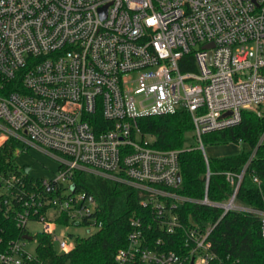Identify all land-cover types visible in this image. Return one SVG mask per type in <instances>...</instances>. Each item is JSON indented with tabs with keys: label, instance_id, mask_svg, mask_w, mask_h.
<instances>
[{
	"label": "built area",
	"instance_id": "2783aa9c",
	"mask_svg": "<svg viewBox=\"0 0 264 264\" xmlns=\"http://www.w3.org/2000/svg\"><path fill=\"white\" fill-rule=\"evenodd\" d=\"M192 61L196 69L182 71ZM246 110L264 111V0H0V146L14 139L15 155L18 145L35 146L60 161L37 192L26 172L0 176V210L24 233L5 244L0 236V264H31L39 232L69 254L101 228L94 199L73 188L75 170L135 187L151 210L131 219L115 264H230L214 250L217 223L186 224L177 209L193 202L255 213L264 234V211L236 204L247 166L226 173L234 186L226 203L210 200V171L203 199L179 195L181 151L152 147L138 121L188 112L208 162L203 136L238 126ZM51 208L56 224L83 234L54 236ZM31 223L44 228L33 234Z\"/></svg>",
	"mask_w": 264,
	"mask_h": 264
},
{
	"label": "trees",
	"instance_id": "16d2710c",
	"mask_svg": "<svg viewBox=\"0 0 264 264\" xmlns=\"http://www.w3.org/2000/svg\"><path fill=\"white\" fill-rule=\"evenodd\" d=\"M188 58H192L189 56ZM182 71H194L181 62ZM143 134L153 137L152 147L161 150H180V185L173 192L184 197L201 200L205 196L207 173L210 171L208 195L211 201L226 203L234 192V186L228 181L226 173H242L247 166L240 185L236 204L264 211V111L243 112L242 122L233 128L213 132L203 136L207 144L221 145L244 143L247 148L229 156L210 157L208 162L202 150L195 146H186V134L193 132V121L188 112L142 117L138 121ZM17 142L7 140L0 146V176L15 171L26 172L23 181L27 190L39 191L41 179H36L15 163L14 150ZM258 178L260 183L255 181ZM75 192L88 194L96 202L95 216L102 223L101 228L89 235L78 237L76 246L69 254H59L49 235L39 232L38 257L31 264H115V255L125 247L133 217L149 214L151 210L141 205L139 191L125 183L104 178L91 172L75 170L71 176ZM63 187L49 194L51 206L55 197H62ZM18 208H21L19 205ZM45 211V209H43ZM177 212L184 223L197 222L202 226L216 224L212 233L215 252L230 264H264V234L260 215L213 206L185 202ZM66 222V218L60 219ZM24 235L13 216H6L0 210V236L4 244L11 239ZM179 250V247H172Z\"/></svg>",
	"mask_w": 264,
	"mask_h": 264
},
{
	"label": "rangeland",
	"instance_id": "374dc122",
	"mask_svg": "<svg viewBox=\"0 0 264 264\" xmlns=\"http://www.w3.org/2000/svg\"><path fill=\"white\" fill-rule=\"evenodd\" d=\"M149 139H152L148 136ZM186 146H197L198 143L195 140L194 133L189 132L186 134L185 140ZM206 152L210 157L218 158L229 155H234L244 149L247 146L244 143H230V144H221V145H212L207 144ZM17 150L21 151L15 156V163L21 167L25 168L32 177L36 179H46V180H55L59 175L60 171V161L53 154L41 151L38 147L28 146L24 149V145H18ZM57 211L54 208H51L47 212L48 218L54 223V236L59 240L70 239V234H83L81 228H75L72 226H63L55 223V218ZM29 228L33 234L41 231L44 228L42 223H31ZM36 241H30L27 245L28 248L33 249ZM58 245V243H57Z\"/></svg>",
	"mask_w": 264,
	"mask_h": 264
},
{
	"label": "water",
	"instance_id": "95a60500",
	"mask_svg": "<svg viewBox=\"0 0 264 264\" xmlns=\"http://www.w3.org/2000/svg\"><path fill=\"white\" fill-rule=\"evenodd\" d=\"M181 180V176H179V181ZM24 238H26V239H29V240H31L32 239V237L31 236H24Z\"/></svg>",
	"mask_w": 264,
	"mask_h": 264
}]
</instances>
